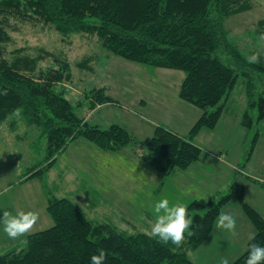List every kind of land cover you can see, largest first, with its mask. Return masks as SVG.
<instances>
[{
  "label": "trees",
  "instance_id": "16d2710c",
  "mask_svg": "<svg viewBox=\"0 0 264 264\" xmlns=\"http://www.w3.org/2000/svg\"><path fill=\"white\" fill-rule=\"evenodd\" d=\"M248 8L245 2L235 0H0V127L19 115L37 128L42 142L38 151L35 142L32 144L42 158L23 180H43L56 156L78 138L104 151L135 148L141 142L119 124L101 128L79 116L78 105L65 96L64 87H58L71 78L69 63L56 60V68L41 69L40 62L51 52L39 48L31 55L26 46L9 49L14 42L12 33L19 30L17 25L49 27L62 38L94 35L116 56L152 68L183 71L179 97L201 114L185 135L156 126L143 156L145 164L169 175L201 160L202 149L194 138L203 128L217 125L239 78L243 79L246 98L241 125L250 132L264 120V65L249 63L224 27L228 16ZM259 23L264 24V19ZM86 97L90 108L115 103L105 88L93 89ZM15 123L12 120L9 127ZM257 140L258 131L249 140L247 160ZM43 185L53 225L5 248L0 252V264H89L91 255L101 250L106 254L104 264H197L189 253L209 238L232 200L255 234L230 264H245L250 243L264 245V218L245 200L244 186L236 181L207 202L193 200L186 205L193 220L189 231L194 234L186 232L179 247L150 233L127 232L107 222L92 221L78 204L56 197Z\"/></svg>",
  "mask_w": 264,
  "mask_h": 264
},
{
  "label": "rangeland",
  "instance_id": "374dc122",
  "mask_svg": "<svg viewBox=\"0 0 264 264\" xmlns=\"http://www.w3.org/2000/svg\"><path fill=\"white\" fill-rule=\"evenodd\" d=\"M235 1L245 2L249 8L225 19L229 40L247 58L255 54L259 57L258 63L264 65V41L260 39L264 24L259 23L264 19V0ZM19 25V30L12 33L14 42L8 45L9 49L26 46L31 55L39 48L51 52V56L40 62L41 69L56 68V60H66L71 78L58 87H64L65 96L73 105H78V115L101 128L113 123L122 125L141 143L133 149L104 151L79 138L56 156L43 180L37 177L23 180L41 160L37 151L42 142L35 126L19 115L12 116L0 127V216L3 211L13 215L19 211H35L39 219L30 233L17 239L9 238L0 223V252L27 235L53 225L46 211L43 183L56 197H66L78 204L88 219L107 222L127 232L150 233L157 216L155 203L163 198L169 200L170 206L187 205L193 200L207 202L215 192H226L233 181L244 186L245 200L264 218V120L250 132L241 125L246 109L242 78L228 96L217 125L212 129L203 128L194 138L202 149L201 160L164 175L143 160L147 153L145 144L154 128L163 125L185 135L201 114L197 107L179 97L184 72L152 68L116 56L94 35L62 38L49 27ZM98 88H105L115 103L90 111L86 94ZM12 120L16 123L10 128ZM137 122L144 125V131ZM257 131L256 146L247 160L249 140ZM34 142L37 151L33 149ZM226 213L232 214L233 209ZM233 216L236 227L244 230L241 244L236 243L234 248L229 239L231 234L228 236L227 230L217 228L201 247L189 253L193 260L198 264H221L226 257L230 264L244 252L246 241L255 234V229L238 204Z\"/></svg>",
  "mask_w": 264,
  "mask_h": 264
},
{
  "label": "clouds",
  "instance_id": "9594fccd",
  "mask_svg": "<svg viewBox=\"0 0 264 264\" xmlns=\"http://www.w3.org/2000/svg\"><path fill=\"white\" fill-rule=\"evenodd\" d=\"M264 41V35L260 38ZM259 57L252 55L248 58L249 63H258ZM155 213L157 214L155 223L152 225L150 235L159 237L163 243L169 241L177 247L185 240V233L189 235L193 223L192 217L188 216L187 206L184 203H176L170 206L169 200L163 198L155 203ZM39 219V213L35 211H19L13 215L9 211H3L0 216V223L4 225V231L11 239L25 236L30 233ZM217 228L229 231L236 235V219L230 213H222L217 219ZM254 239V238H250ZM249 252L245 264H261L264 261V245L252 242L248 245ZM106 254L103 250L99 254L90 257L89 264H104ZM221 264H229L228 259L222 258Z\"/></svg>",
  "mask_w": 264,
  "mask_h": 264
},
{
  "label": "crops",
  "instance_id": "0c3cea01",
  "mask_svg": "<svg viewBox=\"0 0 264 264\" xmlns=\"http://www.w3.org/2000/svg\"><path fill=\"white\" fill-rule=\"evenodd\" d=\"M142 103L145 104V102H142ZM107 104H108V103H107ZM102 105H105V104H97V105L94 106V108H90V107H89L88 109L91 111V110H94L95 108H97V107H99V106H102ZM82 118H83V117H82ZM135 122H136V121H135ZM136 124L138 125V127L141 128L142 131H144V130H143V129L145 128L144 125H141V124L138 123V122H137ZM121 126H122V125H121ZM123 127H124V126H123ZM131 133H132V132H131ZM199 133H200V132H199ZM199 133H198V134H199ZM132 134H133V133H132ZM136 137H137V136H136ZM78 139H79V138H78ZM75 140H76V139H75ZM126 148H127V147H126ZM130 148L133 149V147H130ZM119 151H120V150H119ZM220 157H221V156H219V159H220ZM216 193H217V192H215V194H216ZM215 194H214V195H215ZM214 195L212 196V198L214 197ZM212 198H211V199H212ZM211 199H210V200H211ZM201 202H202V201H201ZM229 206H230V207H229ZM229 208H230L231 210L233 209V213H232V214L234 215V214H235V210L237 209V203H233V201H230V202L224 207L222 213H226L227 210H230ZM235 208H236V209H235ZM47 214H48V213H47ZM48 216H49V215H48ZM244 216H245V215H244ZM49 217H50V216H49ZM216 225H217V222H216ZM216 225H215L214 230L212 231V233H211L210 236H212V234L216 232V230H217V226H216ZM235 232H236V235H235V236H233L229 231L227 232V235H228V236H229V234H231V236L229 237V239H231V241H233V247H234V248H235L234 245H236V243L241 244V241L243 240V237H244V230L241 231V229H239L238 227H235ZM252 235H254V234H252ZM252 235H251V236H252ZM210 236H209V238H211ZM251 236H250V237H251ZM250 237H249V239H250ZM209 238H208V239H209ZM208 239H207V240H208ZM249 239H248L246 242H248ZM207 240H206V241H207ZM206 241H205V242H206ZM237 241H238V242H237ZM205 242H204V243H205ZM17 243H18V242H17ZM204 243H203V244H204ZM231 243H232V242H231ZM203 244H202V245H203ZM200 247H201V246H200ZM230 247H231V249L233 250V247H232V246H230ZM190 258H191V257H190ZM191 259H192V258H191ZM192 260H193V259H192ZM193 261L196 262L195 260H193ZM196 263H197V262H196ZM197 264H198V263H197Z\"/></svg>",
  "mask_w": 264,
  "mask_h": 264
}]
</instances>
